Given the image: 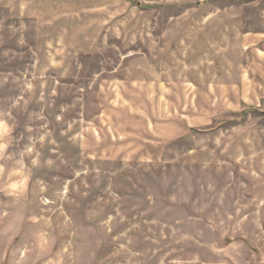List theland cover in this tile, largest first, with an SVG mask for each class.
<instances>
[{
  "label": "rangeland",
  "instance_id": "obj_1",
  "mask_svg": "<svg viewBox=\"0 0 264 264\" xmlns=\"http://www.w3.org/2000/svg\"><path fill=\"white\" fill-rule=\"evenodd\" d=\"M0 264H264V0H0Z\"/></svg>",
  "mask_w": 264,
  "mask_h": 264
}]
</instances>
